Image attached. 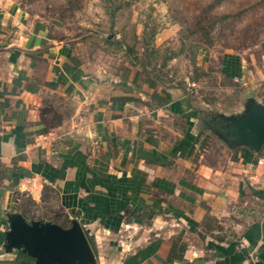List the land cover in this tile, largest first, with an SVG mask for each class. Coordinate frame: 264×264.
Segmentation results:
<instances>
[{"label": "crops", "instance_id": "crops-1", "mask_svg": "<svg viewBox=\"0 0 264 264\" xmlns=\"http://www.w3.org/2000/svg\"><path fill=\"white\" fill-rule=\"evenodd\" d=\"M80 46L0 4V264H36L7 247L13 214L78 222L96 264H264V144L231 131L264 109L254 74L226 55L214 74L237 86L208 99L93 69Z\"/></svg>", "mask_w": 264, "mask_h": 264}, {"label": "rangeland", "instance_id": "rangeland-1", "mask_svg": "<svg viewBox=\"0 0 264 264\" xmlns=\"http://www.w3.org/2000/svg\"><path fill=\"white\" fill-rule=\"evenodd\" d=\"M0 4L49 22L58 37L80 42L77 50L83 62L112 76L138 69L164 86L189 89L202 81L207 86L201 90L205 98H223L225 88L237 84L214 72L224 68L226 55H234L255 76L249 91L264 89V0H0ZM229 68L235 70L236 63Z\"/></svg>", "mask_w": 264, "mask_h": 264}, {"label": "water", "instance_id": "water-1", "mask_svg": "<svg viewBox=\"0 0 264 264\" xmlns=\"http://www.w3.org/2000/svg\"><path fill=\"white\" fill-rule=\"evenodd\" d=\"M231 131L239 143L259 151L264 144V109L252 107L232 124ZM8 226L7 247L23 250L36 264H96L87 235L76 221L63 228L53 223L27 222L22 215L13 214Z\"/></svg>", "mask_w": 264, "mask_h": 264}]
</instances>
